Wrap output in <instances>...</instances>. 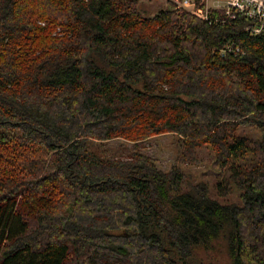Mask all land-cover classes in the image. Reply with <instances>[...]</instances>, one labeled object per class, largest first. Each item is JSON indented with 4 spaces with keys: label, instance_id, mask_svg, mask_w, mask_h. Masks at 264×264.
Here are the masks:
<instances>
[{
    "label": "trees",
    "instance_id": "trees-1",
    "mask_svg": "<svg viewBox=\"0 0 264 264\" xmlns=\"http://www.w3.org/2000/svg\"><path fill=\"white\" fill-rule=\"evenodd\" d=\"M141 1L0 0V264H264V29Z\"/></svg>",
    "mask_w": 264,
    "mask_h": 264
},
{
    "label": "rangeland",
    "instance_id": "rangeland-1",
    "mask_svg": "<svg viewBox=\"0 0 264 264\" xmlns=\"http://www.w3.org/2000/svg\"><path fill=\"white\" fill-rule=\"evenodd\" d=\"M209 6L222 2L217 0H209ZM176 8V0H143L141 1V8L144 10L145 16H153L160 9ZM182 142L177 135L166 134L148 138L138 143H132L124 139H114L101 143V150L105 156L108 157H129L134 150L141 151L151 156L158 166L164 170H169L175 163L176 157L181 149ZM208 177V176H207ZM201 256L206 254L201 252ZM216 264H228V258L224 248L218 252H211L209 255Z\"/></svg>",
    "mask_w": 264,
    "mask_h": 264
},
{
    "label": "built area",
    "instance_id": "built-area-1",
    "mask_svg": "<svg viewBox=\"0 0 264 264\" xmlns=\"http://www.w3.org/2000/svg\"><path fill=\"white\" fill-rule=\"evenodd\" d=\"M209 0H176V8L190 11L203 20H211L210 8H223L230 16L232 13H240L256 22L250 29L251 33L259 34L264 29V0H217L222 2L213 7L209 6Z\"/></svg>",
    "mask_w": 264,
    "mask_h": 264
}]
</instances>
